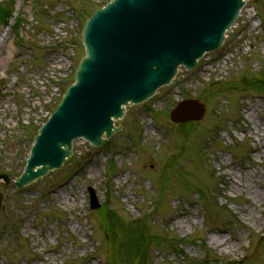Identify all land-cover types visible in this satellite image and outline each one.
Returning a JSON list of instances; mask_svg holds the SVG:
<instances>
[{
    "label": "rangeland",
    "instance_id": "1",
    "mask_svg": "<svg viewBox=\"0 0 264 264\" xmlns=\"http://www.w3.org/2000/svg\"><path fill=\"white\" fill-rule=\"evenodd\" d=\"M1 1L10 18L0 22V173L11 181L0 187V264H115L127 236L110 238L104 208L126 225L145 218L153 238L142 264H264V0H247L193 69L127 106L105 145L74 140L60 169L20 189L12 180L36 128L83 55L84 20L109 0ZM186 93L205 112L175 124L169 110Z\"/></svg>",
    "mask_w": 264,
    "mask_h": 264
},
{
    "label": "water",
    "instance_id": "2",
    "mask_svg": "<svg viewBox=\"0 0 264 264\" xmlns=\"http://www.w3.org/2000/svg\"><path fill=\"white\" fill-rule=\"evenodd\" d=\"M243 5V0H110L91 13L81 31L84 55L74 82L34 136L16 186L59 169L74 139L100 146L118 132L114 120L122 118L125 106L147 100L170 83L179 66L192 69L205 52L218 48ZM204 110L200 100L184 99L169 117L175 123L198 120ZM1 178L0 185L9 182L8 174ZM88 191L91 208H98L94 190ZM2 200L0 192V210Z\"/></svg>",
    "mask_w": 264,
    "mask_h": 264
},
{
    "label": "trees",
    "instance_id": "3",
    "mask_svg": "<svg viewBox=\"0 0 264 264\" xmlns=\"http://www.w3.org/2000/svg\"><path fill=\"white\" fill-rule=\"evenodd\" d=\"M9 12V9L2 8L0 3V21L2 23H7V19L10 18ZM12 28L14 31H17L16 25L12 26ZM258 85L261 87V89L264 88V81H258ZM104 209L108 212V218L104 220V223L106 225L107 230L109 231L110 238H114L116 231L126 232L127 239L123 240L117 245L116 252L118 254V257L117 255L116 257L119 260H123L122 256H124L125 258L127 257L126 261H129L131 259L132 253H134V258L140 259V263L142 264L144 262V259L146 258L147 251L150 247L149 243L151 241V238H153L151 234L148 233V226L147 224H145V218L132 219L130 224L126 225L120 220V218L117 217L114 212H112L111 209ZM131 225H133L134 229H136L137 232L129 228ZM123 226H125L126 231ZM121 251H124V253L121 254ZM118 259L114 260L115 264H119Z\"/></svg>",
    "mask_w": 264,
    "mask_h": 264
},
{
    "label": "bare ground",
    "instance_id": "4",
    "mask_svg": "<svg viewBox=\"0 0 264 264\" xmlns=\"http://www.w3.org/2000/svg\"><path fill=\"white\" fill-rule=\"evenodd\" d=\"M259 148L264 150V142H260Z\"/></svg>",
    "mask_w": 264,
    "mask_h": 264
}]
</instances>
